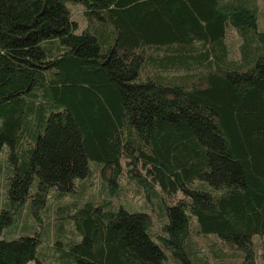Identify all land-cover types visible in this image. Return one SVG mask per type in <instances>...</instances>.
Returning a JSON list of instances; mask_svg holds the SVG:
<instances>
[{
  "label": "trees",
  "instance_id": "trees-1",
  "mask_svg": "<svg viewBox=\"0 0 264 264\" xmlns=\"http://www.w3.org/2000/svg\"><path fill=\"white\" fill-rule=\"evenodd\" d=\"M67 1L84 6L79 32ZM259 14V0H0V264H42L39 232L5 231L29 198L75 193L90 161L112 171L115 193L122 158L159 227L146 210L88 203L66 241L57 233L70 264H210L192 219L241 258L224 263L211 245L218 264H255L252 238L264 235ZM229 29L240 39L235 56ZM155 184L182 196L166 203Z\"/></svg>",
  "mask_w": 264,
  "mask_h": 264
},
{
  "label": "rangeland",
  "instance_id": "rangeland-1",
  "mask_svg": "<svg viewBox=\"0 0 264 264\" xmlns=\"http://www.w3.org/2000/svg\"><path fill=\"white\" fill-rule=\"evenodd\" d=\"M66 4L70 7L72 17L77 22L76 31H81L88 24V19L84 14V6L78 2L67 1ZM260 14L258 17V27H264V1L259 0ZM240 39L235 30L229 29L227 35V44L234 56L238 54V44ZM122 169L124 172L119 178V186L114 192L110 191V186L107 184L111 170L106 169L102 175L101 169L93 161H90L92 173L88 178L81 180L77 191L73 194L59 193L55 189H50L44 197V202L37 205L36 200H27L24 206L19 211L16 217L9 226L5 228L8 237H15L20 234L39 232L40 242L37 247V255L42 264H70V257L67 253L68 246L64 243L61 249L57 246V233L63 235L62 243L66 241V237L70 235L69 229L72 226V214L80 207L86 204H103L110 207L117 206L120 203L128 204L134 209L146 210L150 213L156 230L159 227L160 221L153 210L152 204L146 200L145 190L135 183L138 177L132 175L128 170L129 166L122 158ZM6 162L5 150L0 154V205L3 201V193L6 184ZM143 174V172H142ZM79 182V181H77ZM34 186L31 188L33 190ZM155 188L162 194L160 200L166 203L174 202L182 196V191L179 190L175 194L163 193L159 186L155 184ZM109 202V203H108ZM105 207V206H104ZM192 236L200 246L201 252L204 253L210 264H218L217 260L212 257L209 247L215 245L218 248L222 246L224 255L222 260L224 263H239L241 258L230 255L231 249L225 248L221 244V240L216 234L202 235L198 233L195 219L191 223ZM253 250L255 255V264H264V235H255L253 238ZM228 252V254H225ZM221 253V252H220ZM221 255V256H222ZM27 264H36V260H31Z\"/></svg>",
  "mask_w": 264,
  "mask_h": 264
}]
</instances>
